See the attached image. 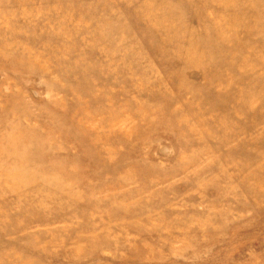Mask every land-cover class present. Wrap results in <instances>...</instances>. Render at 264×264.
Listing matches in <instances>:
<instances>
[{"label": "rangeland", "instance_id": "rangeland-1", "mask_svg": "<svg viewBox=\"0 0 264 264\" xmlns=\"http://www.w3.org/2000/svg\"><path fill=\"white\" fill-rule=\"evenodd\" d=\"M0 264H264V0H0Z\"/></svg>", "mask_w": 264, "mask_h": 264}]
</instances>
